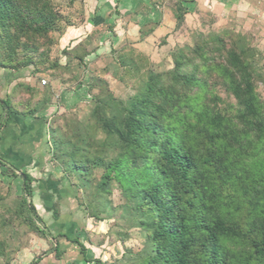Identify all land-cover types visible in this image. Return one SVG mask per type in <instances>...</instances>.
I'll use <instances>...</instances> for the list:
<instances>
[{"label":"trees","instance_id":"1","mask_svg":"<svg viewBox=\"0 0 264 264\" xmlns=\"http://www.w3.org/2000/svg\"><path fill=\"white\" fill-rule=\"evenodd\" d=\"M68 26L50 0H0V70L32 67L34 73L41 72L53 44L49 35H62ZM213 54L222 62H214ZM252 55L236 44L228 48L220 35L202 38L192 50L173 55L169 73H150L126 102L95 101L92 117L104 133L102 141L90 144L85 137L67 134L54 141L66 159L64 166L83 188L92 169L102 170L96 197L107 192L108 182L118 185L128 203L125 210L146 239L132 264H264V159L257 158L264 122ZM200 66L225 81L245 129L239 130L210 104L216 97L210 95L212 101L205 102L207 93L197 78ZM195 87L202 93L187 95ZM21 88L17 84L16 91ZM1 104L6 119L20 114L12 97ZM110 152L114 155L108 158ZM6 164L0 158V165ZM20 175L23 197L17 213L32 218L27 221L38 236L55 240L46 227L36 225L43 222L27 201L33 179ZM72 243L86 260L85 246L78 240ZM51 247V253L32 264L57 262L59 245Z\"/></svg>","mask_w":264,"mask_h":264},{"label":"rangeland","instance_id":"2","mask_svg":"<svg viewBox=\"0 0 264 264\" xmlns=\"http://www.w3.org/2000/svg\"><path fill=\"white\" fill-rule=\"evenodd\" d=\"M50 2L59 15L67 18L70 26L62 35L57 32L49 35L53 41L48 52L49 62L39 73H34L32 67L23 68L29 70L20 78L22 82H18L24 89L16 91L15 88L9 95L19 113L44 128V141L18 143L21 149L32 147L31 155H23L22 150L18 151L20 155L0 152V158L7 163L0 165V247L3 253L0 263L32 264L51 253L52 244L57 243L61 256L53 264H132L144 251L146 239L143 231L135 226L133 214L125 210L128 203L118 185L108 182L107 192L96 197L95 188L101 182L102 170L92 169L90 182L83 188L79 177L64 166L66 159L57 152L54 141L66 134L85 137L90 144L102 141L104 133L92 117L95 101L113 98L126 102L142 88L150 73H169L175 53L192 50L202 38L211 35H220L228 48L236 44L254 54L252 67L258 76L255 90L263 108L261 120L264 122V17L196 15L192 17L190 31L184 27L181 32L157 34L148 39L151 30L141 34L129 30V18L127 21L120 18L119 6H114V0ZM182 25L181 22V28ZM126 27L129 31L124 30ZM69 29L76 32L87 29V32L80 40L69 37L75 39L69 44L68 39L63 40ZM127 32L128 38H124ZM137 35L143 39L133 47ZM213 56L216 57L214 62H222L217 54ZM128 61L131 63L126 67ZM203 71L200 66L197 78L207 93L205 102L212 101L210 95L216 97L210 104L239 130L245 129L239 118L240 106L227 91L225 81L216 72ZM29 87L34 92L29 91ZM199 93L202 92L197 87L187 91V95L192 96ZM30 126L26 124L24 132H29ZM251 138L258 141L256 135ZM258 145L257 158L264 159V139ZM38 148L42 153H37ZM113 155L110 152L108 158ZM22 172L33 179L32 197L27 201L43 222L36 225L41 229L46 227L55 240L38 236L27 221L32 218L17 213L23 197ZM72 240L85 246L86 260Z\"/></svg>","mask_w":264,"mask_h":264},{"label":"crops","instance_id":"3","mask_svg":"<svg viewBox=\"0 0 264 264\" xmlns=\"http://www.w3.org/2000/svg\"><path fill=\"white\" fill-rule=\"evenodd\" d=\"M114 6L118 4L121 19L129 18L128 27L129 30H134L137 33L144 31H150L153 34L147 36L149 39L156 37L157 34H168L174 33L175 31H182L185 27L187 30H191L193 18L196 15H220L222 17H264V0H114ZM131 17V19H130ZM202 20V17H200ZM187 20L188 24L187 25ZM200 20V22H201ZM115 22V21H113ZM182 24V28L181 26ZM93 25V23H92ZM125 31H129L126 27ZM73 31V32H72ZM69 29L64 35L63 40L69 37L77 38L87 32V29H81L78 32ZM124 31V32H125ZM120 34V33H119ZM123 35V34H122ZM121 36V35H119ZM118 36V38H119ZM128 38V32L124 33ZM132 36V35H131ZM130 36V37H131ZM135 34L133 35V37ZM116 38V39H118ZM75 39H68V43ZM131 39V38H130ZM140 37L137 35L135 38L136 45L138 46L141 42ZM146 39V38H145ZM145 39L143 41H145ZM133 40V38L131 39ZM133 42V41H131ZM29 73L28 69L21 71H9L0 70V122L5 121V126L0 128V152L2 155H20L18 151L23 152V155H31L32 147H23L21 149L18 145L19 142L26 144L27 141L42 142L44 141L43 131L44 128L40 123L25 118L22 113L19 115H10L8 119L5 118V113L2 109L1 102L9 97L10 93L15 90L18 82H22L21 77H25ZM43 81V80H42ZM18 118V120L16 119ZM30 120V121H29ZM26 124H30V131L24 132ZM36 131V132H34ZM22 144V145H24ZM21 145V146H22ZM37 147L39 145L37 144ZM32 150V151H31ZM41 152V148L37 150V153ZM42 153V152H41Z\"/></svg>","mask_w":264,"mask_h":264},{"label":"built area","instance_id":"4","mask_svg":"<svg viewBox=\"0 0 264 264\" xmlns=\"http://www.w3.org/2000/svg\"><path fill=\"white\" fill-rule=\"evenodd\" d=\"M42 83L44 84L45 82H44V81H42Z\"/></svg>","mask_w":264,"mask_h":264}]
</instances>
